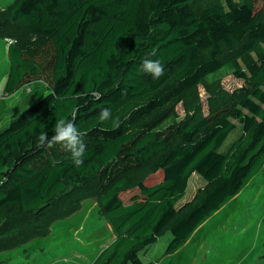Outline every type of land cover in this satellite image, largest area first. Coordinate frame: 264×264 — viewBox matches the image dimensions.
Here are the masks:
<instances>
[{
	"label": "trees",
	"instance_id": "16d2710c",
	"mask_svg": "<svg viewBox=\"0 0 264 264\" xmlns=\"http://www.w3.org/2000/svg\"><path fill=\"white\" fill-rule=\"evenodd\" d=\"M195 1L14 0L0 8V37L12 39L3 95L34 81L48 87L0 130V253L50 235L94 198L116 237L90 264H151L140 251L167 232L166 253L181 249L261 170L264 0L260 15L256 0ZM145 60H159L164 75L141 71ZM224 66L243 83L208 113L178 119L177 104ZM103 108L120 118L118 128L98 121ZM73 112L87 146L80 167L60 145L36 147ZM195 173L205 184L181 202ZM136 188L143 200L126 202Z\"/></svg>",
	"mask_w": 264,
	"mask_h": 264
},
{
	"label": "rangeland",
	"instance_id": "374dc122",
	"mask_svg": "<svg viewBox=\"0 0 264 264\" xmlns=\"http://www.w3.org/2000/svg\"><path fill=\"white\" fill-rule=\"evenodd\" d=\"M14 0H0V8ZM215 0H196L201 7ZM257 14L263 11L262 3L255 1ZM9 42L0 37V94H4L10 69ZM243 83L233 71L224 66L210 73L176 106L178 119L187 115L208 113L218 96ZM32 92L22 87L14 95H4L2 104L13 106V113L0 125V130L23 109L41 99L48 91L44 82L30 83ZM10 113V112H9ZM8 113V114H9ZM167 120L165 123H168ZM241 134V127L234 130L221 147L222 151ZM205 184L195 173L181 202L193 199ZM125 201L140 200L139 189L131 190ZM126 194V193H124ZM123 194V195H124ZM116 235L96 199L83 202L82 208L52 226L51 234L35 239L16 249L0 253V264H90L112 243ZM172 239L167 232L154 243L140 251L145 262L151 264H264V166L242 191L197 228L188 245L180 252L166 253Z\"/></svg>",
	"mask_w": 264,
	"mask_h": 264
},
{
	"label": "clouds",
	"instance_id": "9594fccd",
	"mask_svg": "<svg viewBox=\"0 0 264 264\" xmlns=\"http://www.w3.org/2000/svg\"><path fill=\"white\" fill-rule=\"evenodd\" d=\"M141 71L150 73L153 79H159L164 75V67L159 60H145L141 65ZM93 97L99 99V93L93 92ZM75 112L72 119L60 118L56 120L53 128L54 135L48 136V133L41 132L36 138L37 148H52L54 145H60L64 150L71 153V158L74 166L80 167L84 163V154L87 146L84 143L83 134L77 129L74 123ZM112 121V127L120 126V118L113 117L111 109L103 108L98 114V121L103 124L106 121Z\"/></svg>",
	"mask_w": 264,
	"mask_h": 264
},
{
	"label": "crops",
	"instance_id": "0c3cea01",
	"mask_svg": "<svg viewBox=\"0 0 264 264\" xmlns=\"http://www.w3.org/2000/svg\"><path fill=\"white\" fill-rule=\"evenodd\" d=\"M5 39H7L8 40V42H9V46H10V41H9V39L10 38H5ZM8 50H9V47H8ZM9 53V52H8ZM7 76H8V74H7ZM4 95H2V97H3ZM1 97V98H2ZM1 103H2V100L0 101V125L2 124V122L4 121L5 122V120H7L8 119V116H10L12 113H13V106L11 107V106H8V105H6V104H2L1 105ZM10 112V113H9ZM9 113V114H8ZM11 121V120H10ZM192 239V237L190 238V240ZM189 240V241H190ZM189 241L181 248V249H179L178 251H182L187 245H188V243H189ZM177 252V251H176Z\"/></svg>",
	"mask_w": 264,
	"mask_h": 264
},
{
	"label": "built area",
	"instance_id": "2783aa9c",
	"mask_svg": "<svg viewBox=\"0 0 264 264\" xmlns=\"http://www.w3.org/2000/svg\"><path fill=\"white\" fill-rule=\"evenodd\" d=\"M9 41L12 42V39H9ZM27 90H28V92H30L31 91V88L28 87ZM1 97H2V95L0 94V99H1Z\"/></svg>",
	"mask_w": 264,
	"mask_h": 264
}]
</instances>
